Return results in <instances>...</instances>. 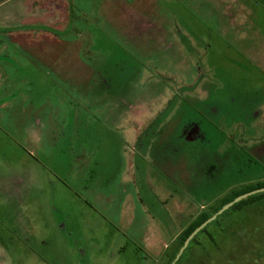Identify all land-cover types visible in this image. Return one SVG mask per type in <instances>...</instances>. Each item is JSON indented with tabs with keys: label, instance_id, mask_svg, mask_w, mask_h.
<instances>
[{
	"label": "rangeland",
	"instance_id": "rangeland-1",
	"mask_svg": "<svg viewBox=\"0 0 264 264\" xmlns=\"http://www.w3.org/2000/svg\"><path fill=\"white\" fill-rule=\"evenodd\" d=\"M211 94L209 126L193 104L212 113ZM107 139L111 206L93 181ZM261 182L264 0H0V264H169L200 216ZM179 258L264 264V200Z\"/></svg>",
	"mask_w": 264,
	"mask_h": 264
},
{
	"label": "crops",
	"instance_id": "crops-1",
	"mask_svg": "<svg viewBox=\"0 0 264 264\" xmlns=\"http://www.w3.org/2000/svg\"><path fill=\"white\" fill-rule=\"evenodd\" d=\"M143 29L147 30V26L144 25ZM212 97H213V94H211L210 98L208 99L209 104H207L208 107L212 109V113H210L208 111V109H206V111L203 109V111H202L200 109V105H201L200 102H195L193 104L194 109L196 110V112H198L199 117H201V120L203 119V121L205 123L209 124V126H210V124L215 125V123H217V122H222V118H221L222 112H220V111L218 112V110H217L218 107L216 105L215 106L213 105V104L219 103V105L222 106V104H223L222 99L220 97L219 98L215 97L213 99ZM197 129L199 130L197 132L199 134H201V136H202L201 139L203 140V142H208V143L211 142V140H210L211 137L207 135L206 131L203 129V126H202V129L201 128H197ZM216 130L219 132H222V129L218 128V126L216 127ZM216 136H218V135L216 134ZM187 141L188 142H194V141H196V139L195 138L194 139L189 138V140H187ZM223 142H224V139L220 143L218 141V145L223 144ZM97 147L101 148L100 146H97ZM97 147H96V149H97ZM103 149L105 152H104V158L102 157V160H101V163L103 162L101 167H104V165H105V171H102L101 176L99 175L100 173H98V172L95 173V175H94L95 178L93 179V181H94V184H96L98 186L97 190L100 191V189H99L100 184L103 186V189H102L103 194H100V195L104 197L106 204L111 206L110 203L112 201H114V199L112 197V194L109 195V191L115 185L116 179L114 177L113 150H112V148H110V142L108 139L104 140ZM106 154H108L107 157H106ZM102 155H103V152H102ZM173 166H175V165L173 164ZM175 171H177V172H175ZM173 172H175V173H173ZM190 172H191V170H190V167L188 164L187 165L183 164L182 166H175L173 168V171H172V178L174 179V177H175L176 179H178V178L180 179V176H181V179L183 178L184 180H190V178H191ZM105 173H107V174L105 175ZM161 174L163 175L162 172H161ZM121 219H122V216L120 214V218L118 217V219H117L119 225L121 224Z\"/></svg>",
	"mask_w": 264,
	"mask_h": 264
},
{
	"label": "trees",
	"instance_id": "trees-1",
	"mask_svg": "<svg viewBox=\"0 0 264 264\" xmlns=\"http://www.w3.org/2000/svg\"><path fill=\"white\" fill-rule=\"evenodd\" d=\"M264 187V182H261V183H257V184H254V185H250L248 187H246L245 189H243L242 191H239L237 193H233L231 194L229 197H227V199L221 204V206H219L218 208H216L213 212L211 213H207V214H203L202 216H200V218L198 219V221L193 224L188 230H186V232H184L180 239H181V244H180V248L178 250L177 253H175L171 259H170V263L169 264H176L180 258H177L178 257V254L180 252V250L184 247L185 245V242H186V239L200 226L202 225L205 221H207L208 219H210L216 212H218L224 205L232 202L235 198H237L238 196L244 194V193H247V192H250V191H253V190H256V189H259V188H262ZM262 200H264V193H260V194H256V195H253V196H250L248 198H245L243 200H241L240 202L234 204L232 207H230L228 210H226L223 214L229 212L230 210H234V211H241L244 207H247V206H254L256 204H259L260 202H262ZM223 214H221L220 216H218L213 222L209 223L203 230H201L193 239L192 241H194L196 239V237L205 232L207 230V227L212 224V223H215L219 217H221ZM191 241V242H192ZM262 256L259 255L258 258H261Z\"/></svg>",
	"mask_w": 264,
	"mask_h": 264
},
{
	"label": "water",
	"instance_id": "water-1",
	"mask_svg": "<svg viewBox=\"0 0 264 264\" xmlns=\"http://www.w3.org/2000/svg\"><path fill=\"white\" fill-rule=\"evenodd\" d=\"M260 193H264V187L244 193L240 196H238L237 198H235L232 202L224 205L218 212H216L210 219H208L207 221H205L202 225H200L187 239L185 242L184 247L181 249L180 253L178 254L179 258L182 253L184 252L185 248L189 246L190 242L192 241V239L201 231L203 230L209 223L213 222L218 216H220L221 214H223L226 210H228L230 207H232L234 204L240 202L241 200L248 198L250 196L256 195V194H260ZM174 264V263H173Z\"/></svg>",
	"mask_w": 264,
	"mask_h": 264
},
{
	"label": "flooded vegetation",
	"instance_id": "flooded-vegetation-1",
	"mask_svg": "<svg viewBox=\"0 0 264 264\" xmlns=\"http://www.w3.org/2000/svg\"><path fill=\"white\" fill-rule=\"evenodd\" d=\"M52 47V50H47L48 56L52 59L53 62L63 61L65 64L71 60L73 57L72 48L69 45L60 46L55 44H49ZM71 67V65H70ZM197 131H199L197 129ZM195 132V130L193 131ZM192 132V133H193ZM189 135V133H187ZM201 136V134L198 133ZM190 139H194L193 137L189 136ZM196 139V138H195Z\"/></svg>",
	"mask_w": 264,
	"mask_h": 264
}]
</instances>
